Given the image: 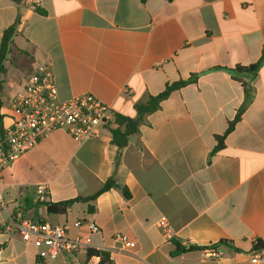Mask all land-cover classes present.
<instances>
[{"label":"crops","instance_id":"crops-1","mask_svg":"<svg viewBox=\"0 0 264 264\" xmlns=\"http://www.w3.org/2000/svg\"><path fill=\"white\" fill-rule=\"evenodd\" d=\"M18 14L3 76V128L13 97L39 64L50 66L59 101L90 94L126 117L167 84L197 79L144 118L116 168L113 121L83 143L55 132L0 172V264H34L35 248L14 227L19 215L67 226L70 236L85 234L75 221L95 223L92 244L112 264H252L255 242L264 241V66L244 79L252 101L212 152L245 100L224 69L259 59L264 0H0V40ZM23 69L27 75L19 76ZM112 175L120 188L64 215L42 206L22 214L38 201V186L46 189L43 202L58 203L94 195ZM161 218L169 237L157 227ZM117 235L131 241L128 252L114 243ZM222 241L231 245L218 246L216 259L188 250ZM98 262L79 252L54 264Z\"/></svg>","mask_w":264,"mask_h":264},{"label":"built area","instance_id":"built-area-1","mask_svg":"<svg viewBox=\"0 0 264 264\" xmlns=\"http://www.w3.org/2000/svg\"><path fill=\"white\" fill-rule=\"evenodd\" d=\"M9 113L10 124L0 135V172L55 132L63 131L75 142L83 143L99 138L97 129L109 127L114 121L112 108L90 94L59 101L48 64L36 67L13 97ZM36 197L40 202L45 201L44 186L37 187ZM14 227L22 241L35 248L34 264H54L59 257L86 253L88 250L102 251L92 244L93 235L99 233L98 226L93 222L75 221V229L85 230V234L75 236L68 234L67 226L33 222L20 215ZM157 227L169 237L166 219L161 218ZM113 241L120 245L119 250L122 252H128L131 248V241L127 236L117 235ZM209 256L216 259L220 254L210 251ZM250 262H264V249L253 251Z\"/></svg>","mask_w":264,"mask_h":264},{"label":"trees","instance_id":"trees-1","mask_svg":"<svg viewBox=\"0 0 264 264\" xmlns=\"http://www.w3.org/2000/svg\"><path fill=\"white\" fill-rule=\"evenodd\" d=\"M16 4L21 3L24 0H10ZM142 3L145 2V0H140ZM37 13L40 15H45V12L42 9H36ZM20 22V15L16 17V20L12 25H10L7 29H5L2 33L1 40H0V110L3 106L2 101V89H3V76L6 74V67L5 63L8 60V56L11 53L12 47H13V39L15 36H17V27ZM264 66V46L261 48L260 57L259 59L250 65L247 66H236L232 69H224L228 73H230L231 77L239 82L243 89H244V103L240 107V109L237 111L234 119L228 123V127L225 131V133L222 136H216L215 139L217 141V145L214 148L212 153L217 152L219 149L223 147V140L227 134H229L233 128L235 123L240 119V116L244 112V110L248 107L250 102L252 101V92L249 88V83H246L244 79H248V81H251L255 79L257 72L259 69ZM220 69V68H217ZM197 79V75H191L189 79L187 80H180L173 83H169L165 86L164 90L160 92L157 95L154 96H148L143 103H137L134 105L135 110V116L134 117H126L119 114L114 115V122L116 124V128L111 130L112 135V144L117 148L116 156L114 158V167L116 168L122 150L127 146L129 139L138 134L140 126L144 122V118L147 115H150L157 111L160 108V104L162 101H164L170 94L173 92L181 89L182 87L194 83ZM3 126H2V117L0 115V135L3 133ZM120 188L116 185V180L114 176L112 175L109 177L105 183L103 184L102 188L91 196L86 197H77L72 200L58 202V203H52V202H36L35 204H31L29 207H25L22 211L25 213L30 208L34 207H44L46 209V213L48 215H64L67 213L68 209L75 203H89L93 202L98 198L101 194L111 190L112 188ZM122 193L125 197H128L126 188H121ZM42 222V221H40ZM220 245H231V243L227 241H222L220 243H217L215 245H209L206 247H189V251H199V250H209V251H215L216 248ZM177 248L179 249V245L177 244ZM264 249V241L257 240L254 244L253 250H259ZM92 257H98L99 262L98 264H110L109 257L107 253L102 251H95V250H88L86 252V259H90Z\"/></svg>","mask_w":264,"mask_h":264},{"label":"rangeland","instance_id":"rangeland-1","mask_svg":"<svg viewBox=\"0 0 264 264\" xmlns=\"http://www.w3.org/2000/svg\"><path fill=\"white\" fill-rule=\"evenodd\" d=\"M11 61V60H10ZM12 62V61H11ZM18 75L19 76H25V75H27V71H26V69H23L22 71H20V72H18ZM13 85L15 86V83L13 82Z\"/></svg>","mask_w":264,"mask_h":264}]
</instances>
